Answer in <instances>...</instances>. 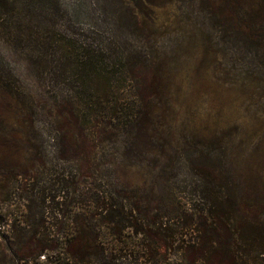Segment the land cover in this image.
Here are the masks:
<instances>
[{"label":"rangeland","instance_id":"1","mask_svg":"<svg viewBox=\"0 0 264 264\" xmlns=\"http://www.w3.org/2000/svg\"><path fill=\"white\" fill-rule=\"evenodd\" d=\"M20 1V32L0 26V221L35 217L59 178L77 200L176 212L206 171L235 226L264 223V38L230 6Z\"/></svg>","mask_w":264,"mask_h":264},{"label":"trees","instance_id":"2","mask_svg":"<svg viewBox=\"0 0 264 264\" xmlns=\"http://www.w3.org/2000/svg\"><path fill=\"white\" fill-rule=\"evenodd\" d=\"M210 1L214 8L230 6L240 28L259 38L251 44L263 41L264 0ZM20 2L0 0L1 27L8 23V29L20 32L19 24L4 19L18 12ZM92 59L79 60L81 75L88 68L97 72L88 63ZM202 178L191 203L176 212L154 209L152 216L127 195L77 200V188L70 193L68 178H59L57 189L45 191L35 217L21 219L20 225L0 221L8 228L0 237V264H264V223L235 226V209L215 175L205 171ZM70 196L71 211L63 207Z\"/></svg>","mask_w":264,"mask_h":264}]
</instances>
